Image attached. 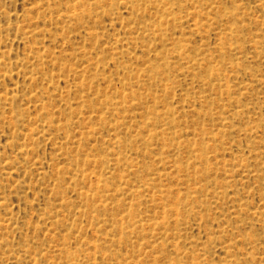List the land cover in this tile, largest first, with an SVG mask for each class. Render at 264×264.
Here are the masks:
<instances>
[{
	"label": "rangeland",
	"instance_id": "374dc122",
	"mask_svg": "<svg viewBox=\"0 0 264 264\" xmlns=\"http://www.w3.org/2000/svg\"><path fill=\"white\" fill-rule=\"evenodd\" d=\"M0 264H264V0H0Z\"/></svg>",
	"mask_w": 264,
	"mask_h": 264
}]
</instances>
